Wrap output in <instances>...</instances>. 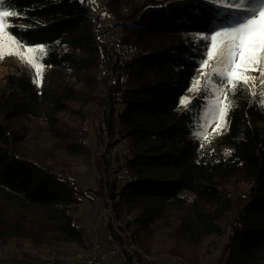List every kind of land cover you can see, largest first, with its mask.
Wrapping results in <instances>:
<instances>
[{
    "label": "trees",
    "instance_id": "16d2710c",
    "mask_svg": "<svg viewBox=\"0 0 264 264\" xmlns=\"http://www.w3.org/2000/svg\"><path fill=\"white\" fill-rule=\"evenodd\" d=\"M6 3L20 17L10 33L44 47L45 71L37 83L16 63L0 77V246L28 242L50 261L62 247L92 249L73 174L95 157L125 174L109 195L143 254L264 264V101L230 85L207 145L197 133L209 92L180 103L200 71L193 37L229 17L203 0H107L105 26L88 0Z\"/></svg>",
    "mask_w": 264,
    "mask_h": 264
},
{
    "label": "rangeland",
    "instance_id": "374dc122",
    "mask_svg": "<svg viewBox=\"0 0 264 264\" xmlns=\"http://www.w3.org/2000/svg\"><path fill=\"white\" fill-rule=\"evenodd\" d=\"M88 1L91 3L95 11L99 14L100 23L105 26H112L113 23L111 21V16L106 5L107 0ZM231 11L236 12L239 10L232 9ZM18 44L20 52H24L27 47H30L22 45L19 42ZM35 47L39 48L41 46ZM42 55L43 53H36L37 62L41 63L42 65V75L38 74L36 68L33 67L26 59H22L17 55H5L3 59H0V77H3L9 71L10 66L17 63L30 69L34 75V80L37 83H41L43 79V73L45 71V67L40 60ZM203 71L204 69L200 68L199 75L196 79V81H200V85H197L195 81L190 91L185 94L183 98L186 97L190 101L198 93L197 88L202 87L205 83V80L201 75ZM249 75L257 77L255 81H249L248 85L250 89L257 95L261 92H264V85H261L259 81V73L250 72ZM220 86L224 89L223 93H221L220 95V99L223 100L226 96V102L230 103V85L225 82ZM208 92L209 95L205 99L202 108V128L197 133V136L198 134H200L198 137L205 145L211 142V140L213 139V135L216 132L214 131V129H217V125L220 124V121L218 119H214L211 115L207 114L210 101L216 98L213 95L211 86H209ZM182 107H186V104H182ZM225 122L226 117L221 128L225 126ZM89 144L90 149L94 155L97 148V140L93 129H90ZM124 148L125 143H122V149L120 151H122ZM92 163L93 164L91 167L78 166L74 169L73 178L78 189L80 190L77 195L82 200L79 205L78 212L76 213L77 223L83 226L86 232V236L91 242L99 240L106 251H108L111 247V244L107 241V231L108 229H110L109 224L112 225L115 231L117 227L124 236L123 237L120 235V238H117L115 236V244L118 246L120 245L119 247L121 249V252L124 254L125 259L123 260V257L118 254L112 256L108 262H103L101 264H111V260H121V264H150V262L154 264H186L180 260L167 256H159L153 258L150 255L143 254L142 250H140L134 243L131 231L125 226L124 222H121L117 219L116 215L114 220L112 218H109L107 220V224H105L101 220V215H103V212L108 209L110 205L113 210L112 200L110 199L109 195V182L114 179V177H117L118 186L119 188H121L124 184L125 174L123 171H120L114 175L113 169H110L108 171L106 165H98L95 161V157L92 158ZM91 250V248L89 249V251H86L79 248L62 247L59 248L60 257H52L51 259H54V261H50L48 259L49 257L47 258L38 254L28 242L20 248L0 246V264H51V262H53V264H83L85 255Z\"/></svg>",
    "mask_w": 264,
    "mask_h": 264
},
{
    "label": "snow or ice",
    "instance_id": "6c2138e0",
    "mask_svg": "<svg viewBox=\"0 0 264 264\" xmlns=\"http://www.w3.org/2000/svg\"><path fill=\"white\" fill-rule=\"evenodd\" d=\"M203 2L213 5L217 15L229 17L225 23L210 26L207 35L193 37V42L203 49L198 66L204 69L201 75L205 83L198 87L197 91L207 92L211 86L216 98L210 101L207 114L220 121L217 129H214L219 131L231 108L226 102V96L223 100L220 99L224 91L220 85L226 82L231 85L235 94L238 85L247 86L250 80L257 79L250 76V72H258L260 84L264 85V0H203ZM232 9L239 11L233 12ZM12 18L20 17L17 12L9 10L6 0H0V59L5 55L20 56L42 75V65L37 62L36 53H43L45 49L42 46L27 47L24 52H20L18 38L10 33V29L16 27L10 22ZM196 84L200 85V81L197 80ZM253 95L257 97L256 93ZM258 98L264 101V92L259 93ZM180 103L187 106L190 101L185 97Z\"/></svg>",
    "mask_w": 264,
    "mask_h": 264
},
{
    "label": "built area",
    "instance_id": "2783aa9c",
    "mask_svg": "<svg viewBox=\"0 0 264 264\" xmlns=\"http://www.w3.org/2000/svg\"><path fill=\"white\" fill-rule=\"evenodd\" d=\"M112 218L114 220L115 214L111 208V205L103 212L101 215V220L107 224V220ZM116 232L123 236L120 230L116 227ZM124 237V236H123ZM107 241L111 244V247L106 251L99 240L93 242L92 250L87 253L83 259V264H101L103 262H108L110 258L114 255H121L123 260L125 259L124 254L121 252L120 245L115 244V235L108 229L107 231ZM131 251V250H130ZM121 264V260H111V264ZM53 264V262H51Z\"/></svg>",
    "mask_w": 264,
    "mask_h": 264
},
{
    "label": "crops",
    "instance_id": "0c3cea01",
    "mask_svg": "<svg viewBox=\"0 0 264 264\" xmlns=\"http://www.w3.org/2000/svg\"><path fill=\"white\" fill-rule=\"evenodd\" d=\"M121 256V255H120ZM122 257V256H121Z\"/></svg>",
    "mask_w": 264,
    "mask_h": 264
}]
</instances>
